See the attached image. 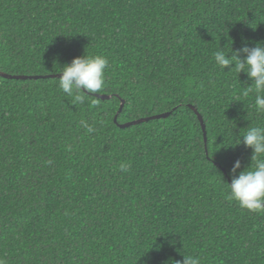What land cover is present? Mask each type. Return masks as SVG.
Here are the masks:
<instances>
[{
    "label": "trees",
    "instance_id": "1",
    "mask_svg": "<svg viewBox=\"0 0 264 264\" xmlns=\"http://www.w3.org/2000/svg\"><path fill=\"white\" fill-rule=\"evenodd\" d=\"M245 43H264V0H0V72L108 60L83 102L59 77L0 76V258L264 264V210L241 208L224 182L251 164L235 145L246 127H264L252 81L214 61Z\"/></svg>",
    "mask_w": 264,
    "mask_h": 264
},
{
    "label": "clouds",
    "instance_id": "2",
    "mask_svg": "<svg viewBox=\"0 0 264 264\" xmlns=\"http://www.w3.org/2000/svg\"><path fill=\"white\" fill-rule=\"evenodd\" d=\"M214 61L222 69L235 71L238 76L242 72L247 75L252 83L246 87L245 95L255 92L256 110L258 113L264 112V43H256L254 47L245 43L239 50L232 49L230 55L218 50L214 54ZM107 67L108 60L101 55L85 53L75 57L70 64L60 67L57 79L59 87L65 94L83 102L84 95L97 93L103 88ZM241 143L252 149L251 164L240 170L241 162L235 161L230 172L231 183L224 181L229 197L250 212L264 210V127H246L235 145ZM0 264H6V260L0 258ZM172 264H200V259L183 254L182 261Z\"/></svg>",
    "mask_w": 264,
    "mask_h": 264
},
{
    "label": "water",
    "instance_id": "3",
    "mask_svg": "<svg viewBox=\"0 0 264 264\" xmlns=\"http://www.w3.org/2000/svg\"><path fill=\"white\" fill-rule=\"evenodd\" d=\"M59 75L60 74H53V75H46V76H27V75H15L14 76V75H9V74L0 72V76L1 77L7 78V79H24V80L48 78V77L54 78V77H59ZM94 96H96L98 98H101L103 100H110L112 98L111 95H107V94H94ZM124 105H125V100H122V104H121L120 110H119L118 114L115 117V122L116 123H118L117 122L118 121V116L123 111ZM191 108L196 112V114L198 115V118H199V120H200V122L202 124V128H203V131H204V136H205V142H206V146H207L208 137H207V130H206V124L204 122V118H203V116L201 115V113L198 111V109L196 107L191 106ZM169 115H170V113H163V114L155 115V116L148 117V118H142L140 120L132 121V122H129V123L120 124V126L122 128H126V127H129L131 125L139 124V123H142V122H147L149 120L167 118Z\"/></svg>",
    "mask_w": 264,
    "mask_h": 264
}]
</instances>
